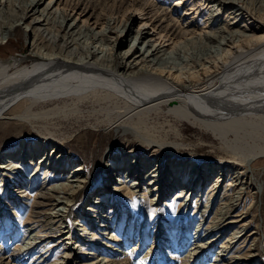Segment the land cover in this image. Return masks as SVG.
<instances>
[{"label": "bare ground", "instance_id": "1", "mask_svg": "<svg viewBox=\"0 0 264 264\" xmlns=\"http://www.w3.org/2000/svg\"><path fill=\"white\" fill-rule=\"evenodd\" d=\"M147 1H135L128 7L124 1L116 0L104 12V5L98 7L89 0H0V44L17 32L28 41L24 53L0 59V122L14 119L29 125L42 121L46 125L52 118L86 121L94 128L102 126L105 131L139 138L151 151L159 149L168 153L165 164L159 157L152 164L143 158L126 159L127 154L112 157L109 152L106 163L109 167L113 165V169L106 184L110 186L100 188L98 195L87 202L89 207L84 211L90 212L86 215L89 225L91 221L101 223L103 218L110 225L126 195L141 193L155 206L158 200L175 194L180 206L197 208L200 220L196 231L203 226L214 204L218 206L212 220L215 226H207L205 230H210L207 234L219 225L225 231L234 230L245 218L241 214L228 220L237 200L233 193L245 185L243 173L230 165L197 167L174 162L173 152L181 144L166 142L164 138L149 139L144 132L150 118L185 122L209 133L244 163L250 177L254 175L249 166L264 157V0H204L217 13L221 9L217 8L219 5H225L230 12L228 20L214 33L197 32L194 17L182 14L174 19L171 12L158 11L156 1ZM189 1L192 9L197 6L194 0ZM180 3L177 0L172 10L178 11ZM147 6L150 16L145 12ZM197 8L194 13L198 12ZM140 18L141 26L135 28ZM207 21L209 18L204 21L205 27ZM53 149L55 145L45 141L20 142L0 154L1 168L18 173L14 179L18 184L10 188L15 194L24 193L18 186L31 188L33 179L34 188L41 195L37 205H42L50 192L56 193V202L46 213L49 218L52 215L57 218L65 206L72 205L70 199L73 201L87 179L83 163L70 156L63 160L62 155L58 156L62 160H54L59 148L50 159L49 152ZM20 155L29 159L41 157L43 172L48 165L50 171L63 174L69 185L46 189L45 180L36 183L38 165L28 174L25 165L16 164ZM214 174L222 178L216 175L214 178ZM5 177H0V197ZM262 186L255 180L254 193L261 195ZM109 193L114 200L108 201ZM0 211V223H5L6 213ZM98 212L100 215L95 216ZM33 225L25 229L27 241L22 247L25 251L40 244L39 226ZM235 229L217 259L232 261L227 264H243V260L249 264L254 260L253 254L245 258H223L224 251H230L242 239L248 240L243 226ZM59 231L57 238L66 240L65 249L69 252L62 257L65 262L71 254L69 249H73L71 230L66 225L60 226ZM222 231L217 229L216 233ZM197 252L193 249L189 257Z\"/></svg>", "mask_w": 264, "mask_h": 264}, {"label": "rangeland", "instance_id": "2", "mask_svg": "<svg viewBox=\"0 0 264 264\" xmlns=\"http://www.w3.org/2000/svg\"><path fill=\"white\" fill-rule=\"evenodd\" d=\"M92 1L94 2L92 3ZM120 1H124L128 7L136 2H140V0ZM151 1H156L155 8L158 11L171 12L174 15V19L180 18L182 14L194 17V22L196 23H194V28L197 32L203 31L202 33H214L218 30L216 28H220L223 25L222 22L225 23V20H228V13H230L227 8H224L226 7L225 5H219L217 8L221 9L217 13L214 10L215 8L210 5L207 6L204 0H194V3L197 4L195 8L198 7L197 13H194L195 8H191V1L189 0H181L180 5L178 4L181 8L178 11L172 10L177 0H148L147 2L150 3ZM89 2L96 4L98 7L99 4H102L101 6L104 5V12H108V9L116 0H89ZM145 12L149 14L150 9L148 8ZM208 18V26L205 27L204 21ZM253 18L255 19V17ZM142 20V18L137 20L135 28L141 26ZM225 28V30H228L227 26ZM27 42L21 32L14 33L7 41L0 44V59L24 53L27 50ZM36 123L39 124L29 125L26 122L14 119L0 122V154L19 145L20 142L35 143L36 141H45L46 143H50L51 146L55 145V149L50 150L49 156L53 152H56V148H59L54 160H65L66 156H70L72 159L77 160V162L83 163L84 170L87 173L86 183L80 192L74 196L73 201L70 199L71 206H65L57 218L54 215L49 218L46 213L51 210L50 207L56 202V193L50 192L45 197L43 204L39 206L37 202H39L38 198L41 195L34 188L33 184L35 180H32L33 184L31 188L29 186H18L21 191L24 190V193L15 194L10 188L18 184L14 180L18 176L17 171L8 169L10 171L6 172L8 170L4 166L2 168L0 166V177H5L6 175V183L1 190L2 197H0V210L3 209V215L6 213L5 223H0V264H58L59 262H64V258L62 257L64 254L69 253L65 249L66 240L61 241L62 237L58 239L57 235L60 234V226L62 228L66 225L71 230L73 249H69L71 254L64 264H91L94 262H99V264H213L215 260H217V264H227L232 261H224L222 257H218L217 259V254L219 251L224 250L222 248L227 238L232 237L235 234V228L240 226H243V233L245 237L247 236L248 240L244 242L242 239L234 244L235 247H232L230 251H224L225 256L223 258L228 259L236 256V259L238 257L245 258L253 254L254 260L249 262V264H264V157L254 161L249 166L252 175L254 174L250 177L251 173L246 172L247 168L244 163L239 161L233 155L234 153L231 154V151L226 150L209 133L192 127L185 122H177L173 118H150L148 121L150 125H147V132H144V134L149 135V139L160 140L164 138L166 142L181 144V148H177L173 152L172 157L175 158L173 159L174 162L183 161L185 163H192L197 167L205 165L216 167L230 165L239 169L240 173H243L245 185L243 184L244 186L241 190L239 189V192L236 190V193H233V196L237 198V203H233L234 210H232L233 213L229 214L230 219L228 220L245 214L244 220L239 224L237 223L234 230L225 231L224 227L219 225L209 235L207 232H210V230L205 229L207 226H215L212 220L214 219L216 207H218L216 204H214L211 212L207 214L205 218L206 223H202L201 229L199 228L196 231V226L200 220L197 208L194 210L191 205L188 207L180 206V202L174 199L175 194H172L168 199L158 200V206H153L151 201L141 196V193H137L131 196L126 195V198L121 200L119 209H117V215H113L114 219L110 222V225L109 223L108 225L107 223L105 224L106 220L103 218V216L106 217L105 215L102 216L103 219L101 220L103 221L101 223L93 224V221H91L89 225L87 224L86 215L90 212L84 211V209L87 210V207H89L87 202L94 199L95 195H98L103 187L110 186V184H106L107 178L111 176L110 171L113 169V165L109 167L106 163L109 152L112 157L127 154L126 159L132 160L135 158L136 160L143 158L142 160L147 159L152 164L156 157L164 159L165 164L169 160L168 153L159 149L151 151L139 138L130 134L119 135L113 130L105 131L102 126L94 128L91 126L93 125L92 123L86 121L76 122L74 119L66 121L52 118L46 121V125L42 121ZM42 127L45 128L42 129ZM22 155H20L19 163L16 164L25 165L28 174L38 165V170L40 169V171H38L39 173L35 177L37 179L36 183H41L42 180H45L46 189H51L62 184L69 185L63 174L59 175L56 172L50 171L48 165L43 172L44 167L42 166L41 168L40 165L43 164L41 163V157L29 159L26 156L22 157ZM61 155L65 158L59 159L58 156ZM51 158L52 156H50ZM108 167L110 169H107ZM250 170L248 169V171ZM255 180H259L261 186L263 185L261 195H257L254 193V189H252ZM110 191L113 193L114 190ZM68 192L65 189V193L68 194ZM106 195L108 196V201L114 200L113 194L109 193ZM111 195L112 198H110ZM2 198L4 202L1 201ZM60 200L62 201L63 199ZM62 206L60 205V207ZM100 209L101 206L99 205L98 211ZM99 215L100 212L96 213L95 216ZM49 221L51 223L54 222L51 225ZM29 225L39 226V237L41 238L39 239L40 244L32 245L26 252L22 247H24V243L27 241L25 229ZM79 225L81 226L79 227ZM94 225H101L103 227L93 228ZM79 228L82 231H79ZM114 228L115 230H113ZM47 229L49 230L47 231ZM217 229L223 230V233H216ZM252 232L256 233L257 236L253 237ZM192 248L198 252L193 257H189V252L193 250ZM243 264H246V261L243 260Z\"/></svg>", "mask_w": 264, "mask_h": 264}]
</instances>
